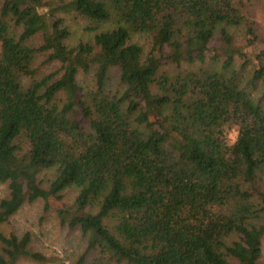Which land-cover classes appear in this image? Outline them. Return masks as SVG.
Listing matches in <instances>:
<instances>
[{"label": "trees", "instance_id": "16d2710c", "mask_svg": "<svg viewBox=\"0 0 264 264\" xmlns=\"http://www.w3.org/2000/svg\"><path fill=\"white\" fill-rule=\"evenodd\" d=\"M258 14L264 0H0V227L41 201L83 240L72 264H264ZM21 259L66 264L0 229V264Z\"/></svg>", "mask_w": 264, "mask_h": 264}, {"label": "rangeland", "instance_id": "374dc122", "mask_svg": "<svg viewBox=\"0 0 264 264\" xmlns=\"http://www.w3.org/2000/svg\"><path fill=\"white\" fill-rule=\"evenodd\" d=\"M258 21L264 27V14H258ZM111 24V23H109ZM80 37L82 32L80 27H71L70 43H74ZM86 39V38H85ZM141 44L145 40L139 38ZM236 133L231 132L230 141L235 139ZM47 178V177H46ZM5 194V185L0 184V198ZM42 202L38 201L33 205L24 206L15 214L6 225L0 227L5 232L21 233L28 230L32 234L33 248L47 258V262L64 261L66 264H72L78 254L83 250V240L77 232H72L60 227L55 220L54 215L44 213ZM264 260V237L262 241ZM17 264H39L29 260L21 259Z\"/></svg>", "mask_w": 264, "mask_h": 264}]
</instances>
